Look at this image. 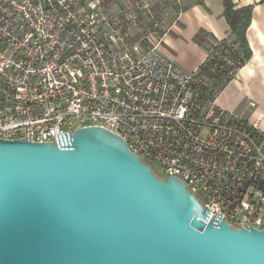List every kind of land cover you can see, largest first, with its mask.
<instances>
[{"label":"built area","instance_id":"2783aa9c","mask_svg":"<svg viewBox=\"0 0 264 264\" xmlns=\"http://www.w3.org/2000/svg\"><path fill=\"white\" fill-rule=\"evenodd\" d=\"M115 2L0 0V138L58 143L102 126L211 215L263 229L264 127L215 104L238 46L214 40L183 72L158 51L181 0Z\"/></svg>","mask_w":264,"mask_h":264},{"label":"water","instance_id":"95a60500","mask_svg":"<svg viewBox=\"0 0 264 264\" xmlns=\"http://www.w3.org/2000/svg\"><path fill=\"white\" fill-rule=\"evenodd\" d=\"M118 134L0 138V264H264V228L211 215Z\"/></svg>","mask_w":264,"mask_h":264},{"label":"crops","instance_id":"0c3cea01","mask_svg":"<svg viewBox=\"0 0 264 264\" xmlns=\"http://www.w3.org/2000/svg\"><path fill=\"white\" fill-rule=\"evenodd\" d=\"M131 0H116L123 5ZM177 22L164 33L159 54L183 72H190L214 40L231 38L222 0H181ZM234 8L251 7L245 31L250 55L215 97V104L264 127V0H233ZM170 21L166 23L168 26Z\"/></svg>","mask_w":264,"mask_h":264},{"label":"trees","instance_id":"16d2710c","mask_svg":"<svg viewBox=\"0 0 264 264\" xmlns=\"http://www.w3.org/2000/svg\"><path fill=\"white\" fill-rule=\"evenodd\" d=\"M224 5V15L228 21V25L231 28L232 37L238 44V48L242 53V59L240 63H243L250 55V50L246 42L245 31L250 22L251 7L245 6L241 8H234L233 0H222ZM216 79V78H215ZM224 85L219 86L218 82H215L217 90L222 89Z\"/></svg>","mask_w":264,"mask_h":264},{"label":"rangeland","instance_id":"374dc122","mask_svg":"<svg viewBox=\"0 0 264 264\" xmlns=\"http://www.w3.org/2000/svg\"><path fill=\"white\" fill-rule=\"evenodd\" d=\"M164 24H166L168 22V19L166 18L165 20H163ZM131 29V28H130ZM133 30V29H131ZM138 36H136L135 38H137ZM234 41V40H233ZM235 42V41H234ZM235 44L238 46V44L235 42Z\"/></svg>","mask_w":264,"mask_h":264},{"label":"flooded vegetation","instance_id":"af4514ba","mask_svg":"<svg viewBox=\"0 0 264 264\" xmlns=\"http://www.w3.org/2000/svg\"><path fill=\"white\" fill-rule=\"evenodd\" d=\"M162 176V174H160Z\"/></svg>","mask_w":264,"mask_h":264}]
</instances>
